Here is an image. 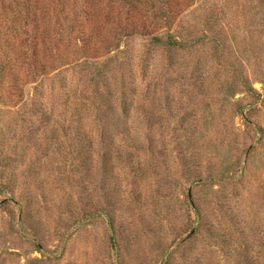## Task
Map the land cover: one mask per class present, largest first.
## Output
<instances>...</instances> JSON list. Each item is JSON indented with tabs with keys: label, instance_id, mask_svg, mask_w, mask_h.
<instances>
[{
	"label": "rangeland",
	"instance_id": "obj_1",
	"mask_svg": "<svg viewBox=\"0 0 264 264\" xmlns=\"http://www.w3.org/2000/svg\"><path fill=\"white\" fill-rule=\"evenodd\" d=\"M0 264H264V0H0Z\"/></svg>",
	"mask_w": 264,
	"mask_h": 264
},
{
	"label": "trees",
	"instance_id": "obj_2",
	"mask_svg": "<svg viewBox=\"0 0 264 264\" xmlns=\"http://www.w3.org/2000/svg\"><path fill=\"white\" fill-rule=\"evenodd\" d=\"M153 43H155L156 45L157 44H163L165 45V47H178L181 43H178V42H173L171 40H168V41H163L161 38L159 37H154L152 38L151 40ZM82 136L85 137V139H87V143H91V137H88L89 133L86 132V130H82Z\"/></svg>",
	"mask_w": 264,
	"mask_h": 264
}]
</instances>
